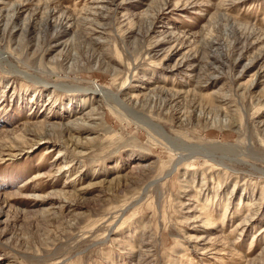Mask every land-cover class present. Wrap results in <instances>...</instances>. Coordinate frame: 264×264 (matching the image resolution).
<instances>
[{"label": "rangeland", "instance_id": "374dc122", "mask_svg": "<svg viewBox=\"0 0 264 264\" xmlns=\"http://www.w3.org/2000/svg\"><path fill=\"white\" fill-rule=\"evenodd\" d=\"M0 53V264H264V0H0Z\"/></svg>", "mask_w": 264, "mask_h": 264}, {"label": "bare ground", "instance_id": "6f19581e", "mask_svg": "<svg viewBox=\"0 0 264 264\" xmlns=\"http://www.w3.org/2000/svg\"><path fill=\"white\" fill-rule=\"evenodd\" d=\"M8 21V20H7ZM7 27V24L5 25L4 29H6ZM25 31V30H24ZM12 55H7L6 53H0V67H6V68H3L4 70H9L11 73H15L19 76H21L22 78L24 79H30L31 81H34V83H36L37 85L40 84V85H44V86H47V85H50L49 82L45 81L46 79H40V78H37L36 76H33L31 74H27L25 72H22V71H19L17 69V67L14 65L13 61H11ZM166 58V57H165ZM15 60V59H14ZM184 65V64H183ZM179 66V65H178ZM173 67H176V65H173ZM172 67V68H173ZM180 69V68H179ZM177 70V69H176ZM218 71V70H217ZM213 78V77H212ZM56 85L55 84H52V88H54ZM58 86V85H57ZM70 90H72L71 92L75 91H86V92H89L90 94L88 95H91V97L93 98H101V97H104L105 93L102 92L100 89H95L94 87H91V88H83L81 89L80 87H77L75 86V88H69ZM68 89V91H70ZM54 90V89H53ZM175 95H178L175 94ZM181 96V95H180ZM83 96L81 95V98ZM86 96L83 97V102H82V106L81 108H85V100L87 99H84ZM89 98V97H88ZM113 98V97H111ZM114 100H117L114 98ZM88 104V107L85 108V111L80 115L78 114L79 116H76V118H73V119H70V116H69V120L65 119V122L62 124L60 123H51L48 119H43V120H40L39 124L36 125V128L39 129V131L41 130L42 132L44 131V135H41L40 137H35V139L32 138V140H26L25 136H24V139L23 137L21 136H16V138H14L15 140H19L22 142V144H25L27 146V148H31V147H34L36 145H38L41 141H44V140H47V141H50L49 138L45 137V135L47 133H54V132H57L58 130H63V129H67L70 134H78L82 131H86V129H90L91 127H95L93 126L95 124V121L94 120H99L101 118V114L99 113V107L95 106V104H92V102L90 101V103H87ZM86 104V105H87ZM83 111V110H82ZM68 112V111H67ZM73 115V113H72ZM76 115V114H75ZM67 116V115H66ZM74 117V116H73ZM72 118V117H71ZM50 122V123H49ZM100 123V121H99ZM100 126V125H99ZM40 131V132H41ZM39 132V133H40ZM54 135V134H52ZM37 136V135H36ZM51 137V136H50ZM77 138V137H76ZM51 139V138H50ZM73 140V139H72ZM28 141L31 142L28 143ZM74 141V140H73ZM75 142V141H74ZM21 144V145H22ZM30 144V145H28ZM59 144V143H58ZM76 144V143H75ZM78 145V144H76ZM77 147V146H76ZM14 148V147H13ZM63 148V147H62ZM187 150L191 151V147H186ZM16 150V149H15ZM207 150V149H206ZM62 151H65L64 149L63 150H59L57 151V153H61ZM63 153V152H62ZM75 153V152H74ZM77 154H80L82 155L81 151H78ZM59 155V154H58ZM204 158H210L211 157V151L207 150L204 152V154H201ZM58 157V156H57ZM63 157V156H62ZM191 154H185V155H181L178 157V161L175 160V164L173 165V168L166 174H170L172 172H175L178 170V167L180 166V164L182 163H187V161H189L191 159ZM69 162V161H68ZM61 166V165H60ZM62 168V166H61ZM60 169V168H59ZM215 169H218V168H215ZM166 175V177L168 176ZM165 176V175H164ZM163 176V178H164ZM162 179V178H161ZM161 179H159L158 181H160ZM158 181H155L158 182ZM216 195V194H215Z\"/></svg>", "mask_w": 264, "mask_h": 264}]
</instances>
